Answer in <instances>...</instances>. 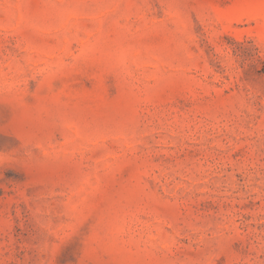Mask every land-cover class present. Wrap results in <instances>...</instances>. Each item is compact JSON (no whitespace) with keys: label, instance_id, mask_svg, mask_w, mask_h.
<instances>
[{"label":"rangeland","instance_id":"374dc122","mask_svg":"<svg viewBox=\"0 0 264 264\" xmlns=\"http://www.w3.org/2000/svg\"><path fill=\"white\" fill-rule=\"evenodd\" d=\"M0 264H264V0H0Z\"/></svg>","mask_w":264,"mask_h":264}]
</instances>
